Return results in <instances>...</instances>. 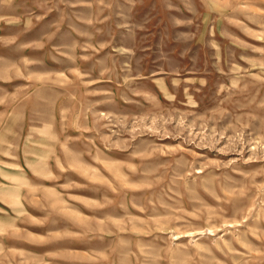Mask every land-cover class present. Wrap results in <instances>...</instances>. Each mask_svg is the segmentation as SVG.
Listing matches in <instances>:
<instances>
[{
    "label": "rangeland",
    "instance_id": "1",
    "mask_svg": "<svg viewBox=\"0 0 264 264\" xmlns=\"http://www.w3.org/2000/svg\"><path fill=\"white\" fill-rule=\"evenodd\" d=\"M0 264H264V0H0Z\"/></svg>",
    "mask_w": 264,
    "mask_h": 264
}]
</instances>
